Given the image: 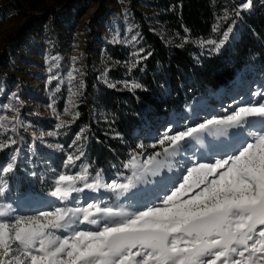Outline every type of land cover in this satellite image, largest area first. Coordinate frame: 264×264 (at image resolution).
<instances>
[{
    "label": "snow or ice",
    "instance_id": "6c2138e0",
    "mask_svg": "<svg viewBox=\"0 0 264 264\" xmlns=\"http://www.w3.org/2000/svg\"><path fill=\"white\" fill-rule=\"evenodd\" d=\"M249 7L250 0H245L235 15ZM219 19H230L227 11ZM234 23L222 32L217 23L212 31L220 33L219 38L195 43L219 53L229 41ZM185 32L189 29L185 28ZM189 42L185 36L184 43ZM150 55H143V49L133 52L136 59L129 72ZM79 71L68 72L69 81L75 80L73 73ZM52 80L60 78L51 75L48 82ZM123 84L130 91L143 87L135 81ZM79 87L83 88V83ZM253 96L258 99L233 108L223 118H208L182 130L167 128L150 145L160 150L143 161L146 146L139 144L140 151L130 153L122 165L130 175L118 173L114 179L106 180L103 170L83 162L86 154L76 146L84 138L83 131L77 134L69 145L75 150L62 161L66 171L52 170L56 174L46 193L59 205L35 215H13L11 204L0 205V218H4L0 219V264H264V92ZM12 98L20 103L16 93ZM48 107L59 122L56 131L33 134L29 146L33 153L35 141L43 143L45 135L55 137L58 130L68 126L57 112L55 101ZM72 107L74 102L64 109L63 115H71L74 121L79 113L71 112ZM2 109L13 115H0V152L11 150L0 163V198L9 191L7 178L18 170L21 148L16 136L24 126L16 105H3ZM253 121L258 128L254 129ZM229 129L241 130L231 134L233 142L243 134L239 147L224 140L209 141L208 152L220 151L223 155L212 162L192 160L185 165L180 181L157 196L158 203L152 201L150 206L130 211L123 205L109 203V197L102 195L111 193L117 201L122 197L145 199L149 191L140 185L148 176H159L164 168L171 170L172 161L189 148L190 142H201L204 134L228 137ZM49 147L63 150L60 144ZM72 169L77 171L72 173ZM79 225L93 227L86 230Z\"/></svg>",
    "mask_w": 264,
    "mask_h": 264
},
{
    "label": "rangeland",
    "instance_id": "374dc122",
    "mask_svg": "<svg viewBox=\"0 0 264 264\" xmlns=\"http://www.w3.org/2000/svg\"><path fill=\"white\" fill-rule=\"evenodd\" d=\"M10 1L11 8L0 10V115L11 117L13 113L3 110L2 106L14 104L19 108V116L24 126L18 129L16 136L19 141L17 146L21 148L18 170L7 178L9 191L6 197L0 198V205L6 207L11 204L15 209L13 215H35L39 211L51 210L53 206L59 205V201L46 194L56 174L52 170L66 171L62 167V161L67 153L75 150L69 145L82 131L84 138L77 141L76 146L86 154L83 162H90L92 136L88 125L79 123V116L73 121L71 115H63L64 109L72 102L74 107L70 111L78 112L85 91V78L87 76L93 78L95 75L93 84L95 102L97 96L103 93L101 88L103 86L110 90L134 93L137 89L130 91L124 87L123 82L135 81L142 85L141 69L144 60L129 72L131 63L136 59L132 53L140 49H143V55L148 53L143 44L140 27L130 9V0ZM244 1L220 0L213 26L219 23L222 32L234 21L233 33L219 53L197 44L196 49H188L194 66L202 63L204 59L221 56L230 50L228 48L237 41L244 28L241 22L244 14L255 15L258 11L264 12V0H250V7L243 9L240 15L236 16L235 11ZM135 4L145 14L150 27L167 45H180L176 36L159 20V10L152 5V0H135ZM226 11L230 19L220 20ZM219 36L220 33L212 31L209 38ZM263 53L262 49L251 50L247 56L240 59L238 65L233 68L232 78L227 84L214 88L203 86L199 81V84L194 85V89L185 91L186 99L182 104L177 108L174 106L165 116L146 122L144 127L135 128L127 139H124V135H112L113 139L124 140L121 145L126 150L121 157L109 162L105 168H98L90 162L92 167L103 170L106 180L116 178L118 173L130 175L122 165L130 158V153L134 150L140 151L137 147L139 144L143 143L146 146L144 156L141 158L143 161L148 155L160 150L150 145L157 142L167 128L182 130L208 118H223L230 114L233 108L258 99L253 93L264 92ZM53 57L58 59L53 60ZM57 64L59 67H56ZM73 69L80 71L74 72L76 79L69 81L67 73ZM51 75L58 76L60 80H52L49 83ZM80 83H83V88L79 87ZM111 84L115 87H111ZM57 88L60 90L56 91ZM13 93L19 97L20 103L12 98ZM53 101L57 112L61 113V118L68 122V126L58 130L55 137L45 135L43 143L35 141L36 151L33 153L29 151V146L33 142L34 133L39 135L40 132L56 131L55 125L59 121L48 107ZM145 108L147 111L151 110L149 105H145ZM110 119L111 116L107 115L99 104L94 105L93 121L100 124V129L110 131L112 128ZM253 125L254 129L259 127L255 121ZM228 131V137L204 134L201 142H190L189 148L172 161L171 170L164 168L159 176H148L146 182L140 185L149 191L145 199L129 200L122 197L117 201L111 193L102 195L109 197V203L123 205L130 211L150 206L152 201L158 203L157 196L164 195L173 183L180 181L185 165L192 160L212 162L223 155L220 151L209 153L207 149L209 141L219 143L224 140L239 147L238 141L244 139L243 134L241 133L236 142L231 140V134L240 133L241 130ZM9 135L13 134L10 132ZM56 144L63 145V150L49 147ZM10 152V149L0 152V163ZM76 171L77 169H72V173ZM33 172L36 173L35 176L32 175ZM158 181L162 183H157ZM84 195L81 194V197ZM79 227L91 230L93 226Z\"/></svg>",
    "mask_w": 264,
    "mask_h": 264
},
{
    "label": "trees",
    "instance_id": "16d2710c",
    "mask_svg": "<svg viewBox=\"0 0 264 264\" xmlns=\"http://www.w3.org/2000/svg\"><path fill=\"white\" fill-rule=\"evenodd\" d=\"M220 0H152L159 10V20L165 28L176 36L180 45H167L147 23L145 14L130 0V9L140 27L146 52L151 55L143 61L142 89L134 93L110 90L103 86V93L94 98V76L85 78L83 99L78 106L79 123L88 125L91 138L90 162L98 168L121 157L126 150L121 145L135 128H142L146 122L155 121L178 107L186 99L185 91L194 89L195 84L217 87L227 84L232 78L233 68L251 50L264 52V12L255 15L244 14L241 22L243 30L237 41L221 56L204 59L194 66L188 49H196L195 41L207 39L212 35L215 14ZM12 7L10 0H0V10ZM185 28L189 32H185ZM185 36L190 42L184 43ZM264 55V53H263ZM100 86V85H99ZM191 89V90H192ZM99 104L111 116L110 131L100 129L93 121V107ZM175 104V105H174ZM145 105L151 110L147 111ZM112 120V121H111Z\"/></svg>",
    "mask_w": 264,
    "mask_h": 264
},
{
    "label": "bare ground",
    "instance_id": "6f19581e",
    "mask_svg": "<svg viewBox=\"0 0 264 264\" xmlns=\"http://www.w3.org/2000/svg\"><path fill=\"white\" fill-rule=\"evenodd\" d=\"M245 2V1H244ZM17 102V101H16Z\"/></svg>",
    "mask_w": 264,
    "mask_h": 264
}]
</instances>
